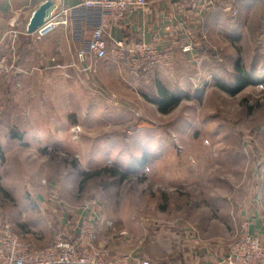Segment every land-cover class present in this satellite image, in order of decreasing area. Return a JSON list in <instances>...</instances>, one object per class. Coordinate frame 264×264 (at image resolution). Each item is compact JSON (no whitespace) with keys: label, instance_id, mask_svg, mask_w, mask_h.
<instances>
[{"label":"rangeland","instance_id":"rangeland-1","mask_svg":"<svg viewBox=\"0 0 264 264\" xmlns=\"http://www.w3.org/2000/svg\"><path fill=\"white\" fill-rule=\"evenodd\" d=\"M203 31L184 44L195 60L177 49L161 75L160 66L131 80L72 66L69 84L0 86V222L43 248L55 201L70 211L89 206L134 252L150 221L197 223L203 237L224 234L228 250L245 218L257 212L264 222V0ZM238 66L251 80L240 89ZM161 87L178 98L167 112ZM174 241L159 247L169 255Z\"/></svg>","mask_w":264,"mask_h":264},{"label":"crops","instance_id":"crops-1","mask_svg":"<svg viewBox=\"0 0 264 264\" xmlns=\"http://www.w3.org/2000/svg\"><path fill=\"white\" fill-rule=\"evenodd\" d=\"M46 0H0V86L7 85H55L60 81L69 84L64 77V70L72 66L82 69L88 75H103L106 71H115L122 78L131 80L128 68L109 55L102 60L88 57L85 62L78 58V52L92 37L94 26L99 21V13L88 11L81 7L82 0H54L53 19L58 20L60 11L68 8L64 15L66 24H58L56 28L44 36L37 31L29 32L28 25L34 12ZM254 1L246 0H149L148 5L138 9L116 27L109 31V50L116 40H125L133 45L139 40H145L161 48L166 55V65L156 70L161 75V69L174 66L175 50L183 51L182 46L189 38L210 32L218 24L224 23L225 15H230L233 8L250 5ZM208 26L209 29L206 28ZM203 27V28H202ZM195 49L185 52L186 57L195 60ZM171 66V67H172ZM105 71V70H104ZM129 72V73H128ZM59 80L56 81L55 79ZM1 95V94H0ZM1 97V96H0ZM61 201H55L45 218H43V236L49 244L54 236V229L71 232L86 210H69ZM261 212V211H260ZM102 219H106L99 212ZM245 218L250 231L264 243V222L259 215ZM230 221V218H229ZM174 227V230H173ZM171 229L164 223L151 224L144 228L147 232L139 237L143 251L134 252L120 247L121 240L114 239L116 229L101 227L98 242L112 252L135 254L149 259L152 264L169 261L179 264H214L222 262L228 254L226 236L214 235L203 237L199 225L193 222H179ZM134 235L135 232L128 230ZM42 234L40 233V237ZM175 239V250L166 251L159 247L161 238ZM134 239V238H133ZM139 241V240H138ZM46 244V245H47ZM171 255V256H170Z\"/></svg>","mask_w":264,"mask_h":264},{"label":"built area","instance_id":"built-area-1","mask_svg":"<svg viewBox=\"0 0 264 264\" xmlns=\"http://www.w3.org/2000/svg\"><path fill=\"white\" fill-rule=\"evenodd\" d=\"M148 3L149 0H82V8L95 11L100 17L92 37L78 52L79 60L85 62L88 57L102 60L112 55L126 65L133 76L149 74L152 69L161 66L166 59L165 52L145 40H139L133 45H128L125 40H116L110 50L108 47L110 29L121 24L136 10L145 8ZM69 11L63 8L58 20L51 16L37 32L44 36L58 24H66L64 15ZM192 49L191 44L183 47L184 52ZM83 210L86 212L72 226L71 232L55 228L53 239L43 248L27 243L8 221L0 222V264H152L147 258L112 252L101 247L98 242L100 229L103 226L113 228V222L102 219L89 206ZM214 264H264V243L245 223L240 236L229 245L225 259Z\"/></svg>","mask_w":264,"mask_h":264},{"label":"trees","instance_id":"trees-1","mask_svg":"<svg viewBox=\"0 0 264 264\" xmlns=\"http://www.w3.org/2000/svg\"><path fill=\"white\" fill-rule=\"evenodd\" d=\"M237 70L239 71V73H241V78L237 82L238 89H240L244 87L246 84L251 83V80H249L250 78H248L246 72L241 67L238 66ZM220 87L227 92L230 93L235 92L233 91L234 89L228 85H221ZM159 93L161 95V98L163 99L162 103H159V109L162 112L169 111L171 107L175 106L178 103V98L173 94H171L170 92H168V90L161 87ZM0 155H1V147H0ZM104 172L107 173L109 176L118 177L119 179L126 178L125 172L118 170L116 168H106L104 169ZM0 192H7V191L2 189L0 186Z\"/></svg>","mask_w":264,"mask_h":264},{"label":"water","instance_id":"water-1","mask_svg":"<svg viewBox=\"0 0 264 264\" xmlns=\"http://www.w3.org/2000/svg\"><path fill=\"white\" fill-rule=\"evenodd\" d=\"M54 8V0H46L41 6H39L30 20L28 31L36 32L45 23V21L52 16Z\"/></svg>","mask_w":264,"mask_h":264}]
</instances>
